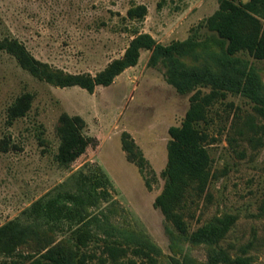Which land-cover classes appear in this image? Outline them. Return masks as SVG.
Instances as JSON below:
<instances>
[{
    "label": "rangeland",
    "instance_id": "rangeland-1",
    "mask_svg": "<svg viewBox=\"0 0 264 264\" xmlns=\"http://www.w3.org/2000/svg\"><path fill=\"white\" fill-rule=\"evenodd\" d=\"M219 1L0 0V40L20 44L60 78L90 81L141 33L163 46L181 43L168 53L141 48L134 65L90 91L35 74L0 49V264L41 254L70 264H264V110L244 93L249 71L264 96V59L224 58L205 25ZM134 7L141 14L130 17ZM194 72L225 86L199 125L209 179L201 194L184 198L182 233L155 199L165 183L168 127L182 122L195 90L213 87L189 90ZM70 131L86 145L62 160ZM224 219L216 244L191 238Z\"/></svg>",
    "mask_w": 264,
    "mask_h": 264
},
{
    "label": "trees",
    "instance_id": "trees-1",
    "mask_svg": "<svg viewBox=\"0 0 264 264\" xmlns=\"http://www.w3.org/2000/svg\"><path fill=\"white\" fill-rule=\"evenodd\" d=\"M260 7H262L261 10L264 9V0H250L247 3L220 0L216 11L206 19V28L215 35L216 40L221 44L226 60L230 62L235 60L242 61L238 56L240 53H245L255 59H264V23L258 17L260 16ZM141 8H130L128 15L130 17L140 15ZM180 45L181 43H172L163 46L147 33L138 34L131 40L121 59L112 61L95 78L86 81V79L78 75L60 78L51 72L44 71L31 59L20 44L0 40V49L14 51L23 66L31 72L46 77L52 76L58 84H78L89 91L96 84H110L113 77L122 69L134 65L137 62L141 48L154 47L164 53H168ZM245 75L247 84L244 93L259 106V109L264 110V96L259 94L253 74L248 71ZM200 82H209L213 87L210 92L202 95L198 90H195L189 97V108L182 122L179 125L168 127L167 162L163 171L165 183L161 193L155 199V205L182 233L186 232V225L181 213L183 200L189 191L201 194L205 190L209 179L208 154L204 144L206 135L199 125L206 120L207 107L216 97L218 89L225 86L224 82L219 81L210 73L197 72L189 74L186 86L189 90H192L194 85ZM171 83L177 91L183 92L186 89L176 81ZM248 122L252 127L251 122ZM85 145L86 142L77 133L68 132L63 136L60 145L59 153L61 159L72 160L83 152ZM260 208L264 212V201ZM228 225L229 221L227 219L206 223L197 228L191 234V238L203 240L209 244H216ZM41 258L46 260L43 261ZM245 261V258H237L234 263L242 264ZM29 264L70 263H62L51 255L41 254L31 260Z\"/></svg>",
    "mask_w": 264,
    "mask_h": 264
}]
</instances>
